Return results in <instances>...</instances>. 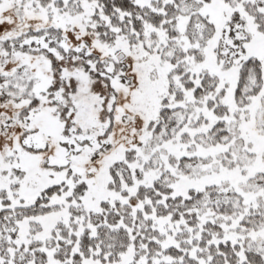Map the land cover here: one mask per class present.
I'll return each instance as SVG.
<instances>
[{
  "label": "snow or ice",
  "instance_id": "1",
  "mask_svg": "<svg viewBox=\"0 0 264 264\" xmlns=\"http://www.w3.org/2000/svg\"><path fill=\"white\" fill-rule=\"evenodd\" d=\"M0 264H264V0H0Z\"/></svg>",
  "mask_w": 264,
  "mask_h": 264
}]
</instances>
